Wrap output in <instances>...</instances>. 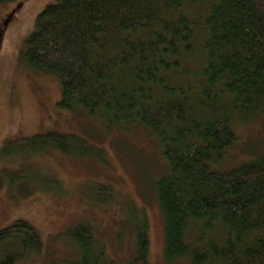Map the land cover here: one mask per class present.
Returning a JSON list of instances; mask_svg holds the SVG:
<instances>
[{
	"label": "trees",
	"instance_id": "1",
	"mask_svg": "<svg viewBox=\"0 0 264 264\" xmlns=\"http://www.w3.org/2000/svg\"><path fill=\"white\" fill-rule=\"evenodd\" d=\"M13 14L2 15L0 33ZM27 43L28 64L59 79L60 109L156 139L166 264H264V149L217 168L240 121L264 116V0H58L37 13ZM28 138L16 156L55 148L102 158L101 146L70 132ZM66 234L72 264L105 263L90 222ZM42 250L24 219L0 228V264ZM125 264H150L145 222Z\"/></svg>",
	"mask_w": 264,
	"mask_h": 264
},
{
	"label": "rangeland",
	"instance_id": "2",
	"mask_svg": "<svg viewBox=\"0 0 264 264\" xmlns=\"http://www.w3.org/2000/svg\"><path fill=\"white\" fill-rule=\"evenodd\" d=\"M57 1L0 3V20L14 9L0 33V228L19 218L38 230L44 250L18 264H72L78 255L67 230L90 222L104 248L103 261L125 264L133 256L135 227L145 222L149 262L166 264L164 222L154 192L166 166L156 139L140 127L106 132L97 120L60 109L59 79L26 60L37 13ZM263 117L240 121L238 142L217 168L235 166L252 158L254 149H264ZM47 131L85 137L103 148L102 158L85 159L55 148L15 155L28 137Z\"/></svg>",
	"mask_w": 264,
	"mask_h": 264
}]
</instances>
